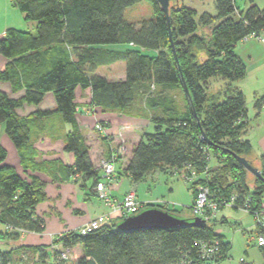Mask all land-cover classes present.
<instances>
[{"label":"trees","instance_id":"16d2710c","mask_svg":"<svg viewBox=\"0 0 264 264\" xmlns=\"http://www.w3.org/2000/svg\"><path fill=\"white\" fill-rule=\"evenodd\" d=\"M257 1L247 0L248 8L240 11L235 0H216L217 16L204 13L197 19V11L179 0L171 6L170 22L156 0L17 1L18 9L36 27L34 33L10 29L0 40V55L8 61L0 81L10 83L14 93L24 91L20 99L0 91V126L15 146L23 170L32 174L24 178L6 165L7 150L0 144V224L6 229L1 238L18 240L23 233H43L45 221L37 217L36 209L47 200V183L36 174L56 183L82 178L93 180L96 187L101 181L77 120L78 88L90 89V106L103 113L145 118L154 127L153 133L141 135L120 172L133 183L155 172L194 171L196 178L189 186L193 203L195 190L202 185L222 206L235 197L236 210L260 209L264 182L255 178L251 186L250 173L235 158L250 160L252 151L243 139L246 98L235 86L246 77V67L235 48L246 38H264V8ZM143 2L151 4L153 18L127 21V9ZM215 23L209 40L197 34L199 24ZM113 46L125 49L111 50ZM118 62L125 63L124 80L95 75L97 69ZM213 79L227 82V88L212 93ZM47 93L55 97L54 111L18 115L24 105H40ZM178 93L183 106L176 99ZM262 103L260 99L256 107L260 109ZM56 117L60 125L71 127L62 137L65 152L75 156L73 167L45 162L33 147L35 133L47 127L40 123ZM202 131L212 146L202 138ZM211 150L221 152L222 161L214 164ZM255 166L264 177L263 156ZM161 209L195 218L185 216V209ZM189 210L192 213V206ZM218 223L227 222L215 219L205 226L135 232L118 231L117 223L105 224L88 235L70 232L59 237L55 244L62 251L36 248L35 264H212L203 251L215 244L220 248L218 264H224L232 246L215 230ZM256 233L264 237V230L257 228ZM77 247L80 256L73 255ZM260 248L264 254V247ZM66 250L72 256L63 259ZM12 252L0 250V264H15Z\"/></svg>","mask_w":264,"mask_h":264},{"label":"crops","instance_id":"0c3cea01","mask_svg":"<svg viewBox=\"0 0 264 264\" xmlns=\"http://www.w3.org/2000/svg\"><path fill=\"white\" fill-rule=\"evenodd\" d=\"M17 1L19 0H0V40L10 29L30 32V28L36 27V24L27 21L25 14L18 9ZM110 49L118 51L125 49V47L113 46ZM235 53L246 67V77L235 84L246 98L247 127L243 139L249 141L252 146L250 160L259 166L260 157H264V42L258 38L250 37L247 41L236 46ZM7 63L8 61L0 55V72L5 70ZM117 64L123 65L124 71L119 73L112 70ZM105 69H108L109 73L101 72ZM95 75L104 77L109 81L124 80L125 63L118 62L108 67H101L97 69ZM0 91L12 99H20L24 95V91L14 93L10 83L1 81ZM260 99H263V103L258 109L256 104ZM76 103L78 104L77 120L82 133L87 137L91 148V159L96 168H99L102 160L110 157L111 150L119 143L124 142L126 145L127 153L117 165L116 178L108 184L112 197L121 202L124 196L135 188L140 204L147 205L161 200H154L148 192L139 191L143 181L135 184L129 175L120 174L132 156V147L140 141L145 129L152 125L149 122L144 121L143 123L140 119L117 113H103L101 109L90 106V89L78 88ZM56 108L54 95L47 93L40 105H24L18 109L17 113L20 117H28L39 111H54ZM45 123L47 125L46 130L36 132L34 135L33 147L39 153V158L45 162L73 167L75 156L73 153L65 152V143L62 137L71 131V127L60 125L58 117L40 124ZM97 123H103L104 129L101 133L95 129ZM4 135V127L0 126V137L4 138ZM6 146V165L14 168L24 178L30 176L32 173L23 170L15 146L9 140L6 141ZM36 175L47 183L45 189L47 200L36 209L37 217L45 221L43 233H23L18 240L3 239L1 234L6 229L0 224V245L7 247L6 251H13L15 264H20L22 261L28 264L37 263L39 252L36 248L45 249L48 253H52L54 250L62 251L63 247L60 244H55L59 237L70 232H78L90 221L108 212L107 206L97 197L93 180L85 181L82 178H73L70 181L56 183L44 174L38 173ZM119 221L120 219H117L108 224L113 225ZM73 251L81 253V248L77 247Z\"/></svg>","mask_w":264,"mask_h":264},{"label":"rangeland","instance_id":"374dc122","mask_svg":"<svg viewBox=\"0 0 264 264\" xmlns=\"http://www.w3.org/2000/svg\"><path fill=\"white\" fill-rule=\"evenodd\" d=\"M216 0H180L184 6L196 10L198 15L197 19L200 15L204 13H208L213 17L217 16V11L215 7ZM236 7L240 11H245L248 8L247 0H235ZM257 5L262 9L264 8V0H258ZM125 18L130 22H138L142 20H150L153 18L152 6L148 2H143L135 5L132 8L127 9L125 13ZM33 25V23H30ZM216 26V23L212 26H206L199 24L197 34L209 40L212 36V30ZM31 33L35 32V28H30ZM117 72L124 71L123 65L117 64L113 67ZM104 74L109 73L108 69L101 71ZM227 88V82L222 79H213L210 81L209 90L212 93H217L220 90H224ZM182 95L178 93L176 95V99L178 103L183 106V102H181ZM142 122H149L148 119H141ZM150 123V122H149ZM98 124V123H97ZM103 126V125H102ZM144 129V128H143ZM141 129V130H143ZM2 130V128H1ZM146 133H153L154 127L149 126L145 129ZM101 133V132H100ZM35 139V136H34ZM33 139V140H34ZM10 139L4 135V138L0 137V143L5 147L6 141ZM11 142V141H10ZM11 144H13L11 142ZM124 144V142L119 143ZM126 146V145H125ZM127 149V148H126ZM127 153V150L125 151ZM125 153V154H126ZM125 154L123 155L125 157ZM209 154L213 158L214 164L222 161L223 155L221 152L209 151ZM121 156L120 159L123 158ZM120 161V160H119ZM252 161V160H251ZM253 162V161H252ZM119 163V162H118ZM117 163V165H118ZM254 165H257L253 162ZM184 171L180 173L171 174L155 172L148 175L143 180V185H141L139 191L142 193L148 192V194L152 195V199H161L170 204L171 207L181 210L185 209V216H192L189 208L193 204V193L190 190L188 183L185 179H182L180 176ZM122 173V172H121ZM116 175H117V166H116ZM248 181L252 186L255 181V177L249 174ZM197 196V190H195V198ZM195 201V199H194ZM148 206L158 207L152 204H143L142 208H146ZM226 220V224L218 223L215 226V230L222 235L225 236L226 240L231 243V250L228 256V259L224 262V264H241L242 261L246 264H264V254L261 248L257 244L258 233H256V229L254 227L255 222L253 218L247 212L243 210H236L234 207L229 206H220L215 214L214 220ZM117 225L120 222H116ZM8 248L0 245V250H7ZM77 256H80L81 253L79 251L74 252Z\"/></svg>","mask_w":264,"mask_h":264},{"label":"built area","instance_id":"2783aa9c","mask_svg":"<svg viewBox=\"0 0 264 264\" xmlns=\"http://www.w3.org/2000/svg\"><path fill=\"white\" fill-rule=\"evenodd\" d=\"M249 38H246L244 41H247ZM259 40L264 42V38H258ZM98 132L103 131V126L98 123L95 127ZM126 146L124 144L117 145L115 148L111 150V155L108 159H104L101 161L99 169L101 172V181L97 183L95 190L97 193V197L107 206L108 212L102 215H99L92 221H90L87 225L82 227L78 232L82 235H88L92 232L99 230L105 224L111 223L117 219L127 218L129 216L135 215L139 213L142 209V205L138 201L137 190L134 188L130 190L123 198L121 202L115 200L109 189L108 184L111 183L116 178V166L119 162L121 156H123L126 152ZM183 174L180 176L182 179H185L188 183H193L196 178V173L194 171L189 174L188 171L183 170ZM197 196L192 205V214L195 218H199L206 223L212 222L215 218V214L220 206L219 203H216L212 199L211 191L209 187L198 185L197 186ZM229 202H226L224 206L234 207L235 208V197L230 198ZM152 205L158 206V208H166V209H175L170 206L169 203L158 200ZM253 218L255 228H259L264 230V200L261 205V208L255 210L253 213L250 212L249 207L245 209H241ZM257 244L259 247H264V237L262 235H258ZM204 255L208 258L211 257L212 264H218V258H220V248L218 244L207 247L206 250L203 251ZM72 256V252L70 250H66L62 254L63 259H67ZM210 256V257H209Z\"/></svg>","mask_w":264,"mask_h":264},{"label":"water","instance_id":"95a60500","mask_svg":"<svg viewBox=\"0 0 264 264\" xmlns=\"http://www.w3.org/2000/svg\"><path fill=\"white\" fill-rule=\"evenodd\" d=\"M168 22H170V9L173 3H179V0H156ZM188 94V90L186 89ZM202 138L207 142L209 146H212L211 142L207 139L205 133L202 131ZM236 160L241 164L251 175L256 179L264 182V177L251 160L246 157L235 155ZM206 222L199 219H189L187 217H181L173 215L167 211L158 207L148 206L142 209L139 213L124 218L118 225L117 230L123 232H135V231H170L178 230L187 226H205Z\"/></svg>","mask_w":264,"mask_h":264}]
</instances>
